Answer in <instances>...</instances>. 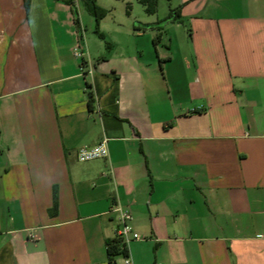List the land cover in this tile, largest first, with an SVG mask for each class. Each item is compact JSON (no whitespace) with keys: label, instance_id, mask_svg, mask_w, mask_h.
<instances>
[{"label":"crops","instance_id":"obj_1","mask_svg":"<svg viewBox=\"0 0 264 264\" xmlns=\"http://www.w3.org/2000/svg\"><path fill=\"white\" fill-rule=\"evenodd\" d=\"M73 1L0 0V264H110L117 204L132 264H264V0L104 40Z\"/></svg>","mask_w":264,"mask_h":264},{"label":"rangeland","instance_id":"obj_2","mask_svg":"<svg viewBox=\"0 0 264 264\" xmlns=\"http://www.w3.org/2000/svg\"><path fill=\"white\" fill-rule=\"evenodd\" d=\"M176 4L177 0H157L156 13L148 15L144 12L143 7L137 2V0H94V5L105 11V15L99 20V32L101 33L102 31L111 32L115 29L121 31V28L122 31H124L125 28L131 26V23L133 26L132 28H137L138 22L141 20H163L169 15L170 8L176 6ZM79 6L82 11L83 24L85 26L88 25V28L84 33V38L87 39L90 37L94 40L96 39V35L93 33L95 30L96 18L83 6V4H80ZM117 24H122V26L118 27ZM178 29L179 32L176 34L177 38L186 33V29L183 27ZM170 32L171 31L168 33ZM118 261H120V258H118Z\"/></svg>","mask_w":264,"mask_h":264},{"label":"built area","instance_id":"obj_3","mask_svg":"<svg viewBox=\"0 0 264 264\" xmlns=\"http://www.w3.org/2000/svg\"><path fill=\"white\" fill-rule=\"evenodd\" d=\"M74 55L76 58L82 59L80 70L86 73H90V67L88 63L83 59V53L79 49H76ZM106 143L107 139L103 138L98 144L93 147L79 149L76 153L77 161L88 162L96 159L106 158L108 156ZM112 211L116 213L117 221L119 224L115 232L114 239L118 240L126 251V255L122 256L123 264H132L127 255L128 246L132 241H143L144 238L132 231L129 225L131 216L128 210L121 208L117 204L113 207ZM110 264H115V262H110Z\"/></svg>","mask_w":264,"mask_h":264},{"label":"trees","instance_id":"obj_4","mask_svg":"<svg viewBox=\"0 0 264 264\" xmlns=\"http://www.w3.org/2000/svg\"><path fill=\"white\" fill-rule=\"evenodd\" d=\"M30 0H24V8L27 10ZM67 4L72 5L73 0H65ZM87 10L92 13L96 18L95 30L94 33L101 40H104V36L99 32V20L105 15V11L97 8L94 5V0H85ZM137 2L143 7V10L148 15H153L156 13L157 8V0H137ZM169 22H180V14L179 8L171 9L170 13L163 20L157 21L152 25H148V27L160 29L161 26L166 25ZM156 40L154 39V43ZM92 96L91 93L88 94V103L91 104ZM56 209V201L55 197L53 199V205L51 208V213H53ZM107 255L110 262L114 260V258L118 256L126 255L125 248L119 243L118 240L113 239L111 242L107 244Z\"/></svg>","mask_w":264,"mask_h":264}]
</instances>
